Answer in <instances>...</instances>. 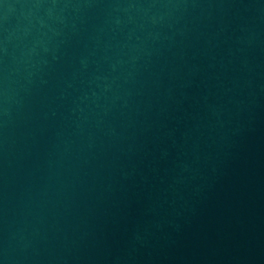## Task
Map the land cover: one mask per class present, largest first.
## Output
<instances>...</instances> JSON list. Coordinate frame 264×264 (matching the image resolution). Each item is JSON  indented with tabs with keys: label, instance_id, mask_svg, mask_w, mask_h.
Masks as SVG:
<instances>
[{
	"label": "water",
	"instance_id": "95a60500",
	"mask_svg": "<svg viewBox=\"0 0 264 264\" xmlns=\"http://www.w3.org/2000/svg\"><path fill=\"white\" fill-rule=\"evenodd\" d=\"M0 264H264V0H0Z\"/></svg>",
	"mask_w": 264,
	"mask_h": 264
}]
</instances>
